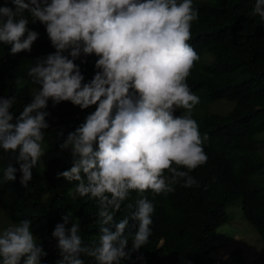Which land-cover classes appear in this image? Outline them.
Wrapping results in <instances>:
<instances>
[{
    "label": "clouds",
    "instance_id": "obj_1",
    "mask_svg": "<svg viewBox=\"0 0 264 264\" xmlns=\"http://www.w3.org/2000/svg\"><path fill=\"white\" fill-rule=\"evenodd\" d=\"M193 1L9 0L0 6V63L7 85L15 86L0 96V150L11 161L0 183L15 181L19 171L20 185L28 187L61 106L80 120L52 128L59 131V151H70L68 169L56 178L76 182L73 200L96 201L99 237L85 244L79 223L63 215L51 233L59 264H85L84 257L121 264L130 258L129 235L132 250L147 244L159 198L176 185L199 186L190 173L208 160V136L192 115L200 102L193 92L202 94L193 78L202 74L201 64L212 67L213 57L192 35ZM248 11L264 21V0H253ZM122 204L129 214L117 222ZM130 220L134 233L126 232ZM31 229L32 221L23 219L0 232V264H39L47 255Z\"/></svg>",
    "mask_w": 264,
    "mask_h": 264
},
{
    "label": "trees",
    "instance_id": "obj_2",
    "mask_svg": "<svg viewBox=\"0 0 264 264\" xmlns=\"http://www.w3.org/2000/svg\"><path fill=\"white\" fill-rule=\"evenodd\" d=\"M8 1L0 0V6ZM193 4L198 9V20L192 24V35L199 50L207 49L213 57L212 67L201 64L202 74L198 80L193 78L194 86L208 100L224 98L233 101L234 106L225 115L203 113L194 118L201 134L208 136L204 144L208 160L190 173L199 186L176 185L172 193L161 196L147 244L132 250L129 235L126 251L130 252V258L122 259L121 264H163L165 251L175 264L216 263L211 255L217 247L213 230L227 220L225 206L235 198L241 199L244 217L264 244V184L254 178L256 174L264 176V157L258 151L256 138L264 131V21L259 16L251 17L248 9L253 0H195ZM2 56L0 53V60ZM7 74V68L0 63V96L7 97L15 88L7 85ZM61 108L65 114L57 111L58 117L49 121L43 165L38 162L33 168L28 187L20 185L19 171L15 181L0 183V213L10 222L7 226L0 225V232L20 220L30 219L37 242L47 252L39 264H59L57 240L51 233L66 213L76 218L85 244L99 237L96 201L79 196L73 200L70 193L75 192L76 182L56 178L58 171L68 169L70 151H59L55 122L80 121L72 110ZM0 151L2 180L11 161L9 153ZM13 166L19 167L15 163ZM128 214L122 204L115 219L118 222ZM133 223L129 221L126 232L136 231ZM160 236L166 237L162 248L157 247ZM229 256L230 261L242 259L239 249L232 250ZM84 261L95 264L91 257H84Z\"/></svg>",
    "mask_w": 264,
    "mask_h": 264
},
{
    "label": "rangeland",
    "instance_id": "obj_3",
    "mask_svg": "<svg viewBox=\"0 0 264 264\" xmlns=\"http://www.w3.org/2000/svg\"><path fill=\"white\" fill-rule=\"evenodd\" d=\"M193 93L200 98V102L192 110V115L195 118L203 113L224 115L234 106V102L227 99L208 100L198 91ZM256 138L257 148L264 156V131L257 134ZM254 178L259 183L264 184V176L255 175ZM225 210L227 220L215 229L214 241L217 247L211 252V255L217 260V263L226 260L227 264H264V259L262 258L264 254L262 238L244 217L241 199L235 198L229 201L226 204ZM69 215L76 222V218L72 214ZM8 223L10 222L3 219L0 213V225L7 226ZM234 249H239V253L242 256L240 261H230L229 254ZM163 264L175 263L168 255H165Z\"/></svg>",
    "mask_w": 264,
    "mask_h": 264
}]
</instances>
